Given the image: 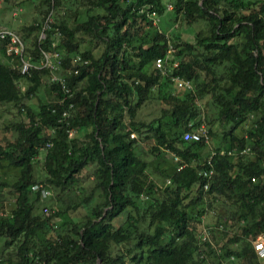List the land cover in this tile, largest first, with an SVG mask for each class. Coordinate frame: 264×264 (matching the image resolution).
Returning <instances> with one entry per match:
<instances>
[{"label":"trees","instance_id":"trees-1","mask_svg":"<svg viewBox=\"0 0 264 264\" xmlns=\"http://www.w3.org/2000/svg\"><path fill=\"white\" fill-rule=\"evenodd\" d=\"M39 4L40 20L5 27L21 37L33 64L42 51L60 54L73 96L64 97L47 68L21 73L18 57L7 52L10 39L0 38V106L15 110L0 126V264H264L255 249L257 237L264 238V0ZM165 12L186 27H202L189 39L169 37L159 26ZM169 49L158 69L155 60ZM171 75L192 88L177 87ZM42 87L50 100L33 106ZM156 102L153 116L136 117ZM69 103V123L58 121ZM202 123L210 141L184 140ZM148 140L150 157H172L157 172L159 184L138 148ZM5 167L16 174L3 177ZM205 167L213 169L209 179L201 175ZM35 184L55 190L54 205L42 207ZM7 198L14 201L9 211ZM208 210L214 223L205 221Z\"/></svg>","mask_w":264,"mask_h":264},{"label":"rangeland","instance_id":"rangeland-1","mask_svg":"<svg viewBox=\"0 0 264 264\" xmlns=\"http://www.w3.org/2000/svg\"><path fill=\"white\" fill-rule=\"evenodd\" d=\"M169 0H163L164 3L168 2ZM21 2V3H20ZM20 3V4H19ZM40 0H12L11 3H5L2 4L0 2V25L7 26L9 28H13L16 30L21 25L29 24L34 21V19L40 20L41 17L44 15L42 12L43 8L40 6ZM161 22L159 24L161 29H167V34L169 37H171L174 34H180L183 38H191L192 32H195L197 28L202 27L201 23H198L195 25V29L193 27H186L183 24H181L180 18L171 19V12H165L161 17ZM185 28H193V29H185ZM28 43V42H26ZM87 44V37L83 38L82 46ZM93 52L95 54H100L102 51V44L100 41H96L93 43ZM26 83L22 82L20 84L21 89H25ZM40 97L36 98L34 97L31 99L30 103L35 106L38 100H50V96L48 93H46V88L42 87L41 91L39 93ZM196 103H200L199 100L196 101ZM158 108V103H152L148 105H144L141 108H139L136 117H145L149 119L151 116H153L155 109ZM15 110L12 109L10 105L6 106H0V126L7 123L8 120L12 119L13 112ZM205 113V112H204ZM204 113L201 114L200 119L202 121H206L204 116ZM216 127L213 128V130ZM72 135H75L72 133ZM217 139L214 135H212V144H216ZM149 143H153V140H148L139 145V149L142 154V156H145L147 160H151L150 166L148 168V172L153 180H155L158 184L162 183V180H164L163 177L157 172L160 171V169H164L166 167H170V163L172 162V157L170 155L163 154L161 157L154 159L155 157H150L148 153V145ZM223 147V146H222ZM41 156V155H40ZM39 159V158H38ZM153 159V160H152ZM41 161V160H40ZM38 162V171L41 169V162ZM158 168V169H157ZM5 173L3 177H8L6 175L16 174V170L11 169V167H5L4 168ZM169 170V169H168ZM11 182L12 179H9ZM55 195V190L50 188V195L45 197L43 199V206L50 207L54 205V199L52 196ZM4 209L6 211H9L11 207L14 205V201L11 199H6L3 201ZM218 209V206H217ZM205 221L207 223H214L216 221V215L213 211L208 210L206 214ZM219 231V230H218ZM215 238L214 242H217L219 244L222 243V235L218 234L217 232L214 233Z\"/></svg>","mask_w":264,"mask_h":264},{"label":"built area","instance_id":"built-area-1","mask_svg":"<svg viewBox=\"0 0 264 264\" xmlns=\"http://www.w3.org/2000/svg\"><path fill=\"white\" fill-rule=\"evenodd\" d=\"M168 8H171V6H168ZM147 15L150 16L151 18H154V23H158L159 17L154 11L147 12ZM51 21L50 15L47 16L45 21L42 24L41 31L39 33V37L43 38L45 36L46 30L49 28V23ZM60 35V32H58ZM0 38H9L10 39V45L7 47V52L12 53L13 55L18 57V66L20 67L21 73L23 74H28L30 75V70L32 68H47L51 72V82L56 83L59 85L60 88L63 89L64 91V97H72L73 92L68 88L67 83H66V78L65 76L60 74V69H61V56L60 54L54 50L52 52H46L42 51V56L40 59L39 64H33L26 56L25 54V47H24V41L21 39V37L15 33V31L0 25ZM53 46L55 45V42H52ZM171 50L169 49L165 57H159L155 60V66L158 69L163 70L167 60L169 59V53ZM76 61L79 63L87 64L88 60L83 59L80 55L76 56ZM175 67L177 66V63L173 64ZM78 70H74V72L77 73ZM59 72V73H58ZM170 80L177 86V87H182V88H192V84L189 80L184 79L183 77L179 75H171ZM61 102V100H60ZM73 107L72 103L68 104V109H64L61 113L62 118H60L58 121H65L66 123H69L67 119L70 116V109ZM54 111V109H53ZM73 132H70L69 135L72 136ZM131 136H134L131 134ZM184 140L186 141H201L204 140L206 142L210 141V134L208 131V128L204 123H202L197 130H188L184 133L183 135ZM48 145V143H47ZM243 150V152H245ZM215 154L214 151L211 152V155L207 159V165H210L211 163V158ZM201 175L209 179L213 175V169L209 167H205L201 170ZM254 178H252V181ZM204 189H207L209 187V183L206 182L204 184ZM33 190H40L41 196L42 197H47L50 195V190L47 188H43L41 184H35L33 186ZM44 213L46 215H49L50 211L47 208H44ZM202 240L205 241L209 239V231L206 229L203 230L202 233ZM255 249L260 257H264V238L262 236L257 237L255 240Z\"/></svg>","mask_w":264,"mask_h":264}]
</instances>
